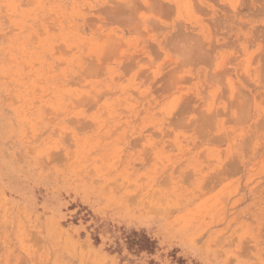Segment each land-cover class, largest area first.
<instances>
[{
    "label": "rangeland",
    "instance_id": "1",
    "mask_svg": "<svg viewBox=\"0 0 264 264\" xmlns=\"http://www.w3.org/2000/svg\"><path fill=\"white\" fill-rule=\"evenodd\" d=\"M0 264H264V0H0Z\"/></svg>",
    "mask_w": 264,
    "mask_h": 264
},
{
    "label": "bare ground",
    "instance_id": "2",
    "mask_svg": "<svg viewBox=\"0 0 264 264\" xmlns=\"http://www.w3.org/2000/svg\"><path fill=\"white\" fill-rule=\"evenodd\" d=\"M130 8H131V7H130ZM133 8H135V7H133ZM126 9H127V8H126ZM131 9H132V8H131ZM121 10H122V9H121ZM121 10H119V11H121ZM132 10H133V9H132ZM127 12H128V11H127ZM121 14H125V13L122 12ZM121 14H120V15H121ZM118 16H119V15H118ZM121 17H122V16H121ZM184 33H185V32H184ZM188 35H189V34H188ZM182 37H183V36H182ZM185 38H186V36H185ZM178 39H179V38H178ZM187 39H188V38H187ZM187 39H186L185 42H187ZM182 40H183V39H182ZM191 40H192V39H191ZM178 41H179V40H178ZM178 41H176V42H178ZM188 41H189V40H188ZM200 41H201V40H200ZM181 42H182V41H181ZM183 42H184V40H183ZM185 42H184V43H185ZM189 42H190V41H189ZM201 42H202V41H201ZM196 43H197V42H196ZM187 44H188V43H187ZM187 44H186V46H188ZM201 44H202V43H201ZM192 45H193V43H192ZM182 47H183V46H182ZM189 47H190V45H189ZM197 47H198V46H197ZM201 47H202V46H201ZM199 48H200V47H199ZM188 49H189V48H188ZM197 49H198V48H197ZM197 49H196V50H197ZM200 49H201V48H200ZM191 50H192V49H191ZM193 50H194V49H193ZM196 50H195V52H196ZM186 51H187V49H186ZM188 51H189V50H188ZM195 52H194V53H195ZM200 52H201V51H200ZM204 52H205V51H204ZM182 53H183V52H182ZM198 53H199V52H198ZM203 54H204V53H203ZM185 55H187V54H185ZM200 55H201V54H200ZM188 56H189V55H188ZM204 56H205V55H204ZM186 57H187V56H186ZM189 57H191V56H189ZM194 57H195V56H194ZM191 58H192V57H191ZM191 58H190V59H191ZM197 58H198V55H197ZM188 60H189V59H188ZM192 60H193V58H192ZM198 60H199V59H198ZM206 60H207V58H206ZM206 60H205V61H206ZM190 61H191V60H189V62H190ZM202 61H203V60H202ZM196 62H197V60H196ZM196 62H195V63H196ZM80 98H81V97H80ZM84 102H85V101H84ZM201 113H202V112H201ZM207 118H208V117H207ZM207 118H206V119H207ZM180 119H181V118H180ZM204 119H205V118H204ZM208 119H209V118H208ZM212 119H214V118H212ZM205 122H206V121H205ZM207 122H208V121H207ZM209 123H210V122H209ZM201 126H202V125H201ZM203 134H204V133H203Z\"/></svg>",
    "mask_w": 264,
    "mask_h": 264
}]
</instances>
